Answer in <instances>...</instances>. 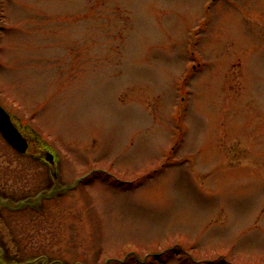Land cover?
Segmentation results:
<instances>
[{
    "label": "rangeland",
    "instance_id": "374dc122",
    "mask_svg": "<svg viewBox=\"0 0 264 264\" xmlns=\"http://www.w3.org/2000/svg\"><path fill=\"white\" fill-rule=\"evenodd\" d=\"M0 105V264H264V0H0Z\"/></svg>",
    "mask_w": 264,
    "mask_h": 264
},
{
    "label": "water",
    "instance_id": "95a60500",
    "mask_svg": "<svg viewBox=\"0 0 264 264\" xmlns=\"http://www.w3.org/2000/svg\"><path fill=\"white\" fill-rule=\"evenodd\" d=\"M0 133L6 141L17 151L25 152L28 146L27 141L21 136L18 130L10 121L9 115L0 106ZM51 159V156L47 157Z\"/></svg>",
    "mask_w": 264,
    "mask_h": 264
},
{
    "label": "flooded vegetation",
    "instance_id": "af4514ba",
    "mask_svg": "<svg viewBox=\"0 0 264 264\" xmlns=\"http://www.w3.org/2000/svg\"><path fill=\"white\" fill-rule=\"evenodd\" d=\"M16 124V123H15ZM16 127L18 128V130L21 132V134L24 136V137H26V139H27V141H28V144H30L31 143V140H30V136L27 134V133H25L17 124H16ZM45 157H44V159H41V161H43V162H45ZM1 203V202H0Z\"/></svg>",
    "mask_w": 264,
    "mask_h": 264
}]
</instances>
